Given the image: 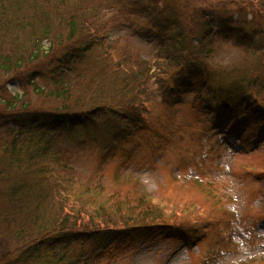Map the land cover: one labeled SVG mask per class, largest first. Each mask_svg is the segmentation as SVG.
Returning a JSON list of instances; mask_svg holds the SVG:
<instances>
[{
  "label": "trees",
  "instance_id": "16d2710c",
  "mask_svg": "<svg viewBox=\"0 0 264 264\" xmlns=\"http://www.w3.org/2000/svg\"><path fill=\"white\" fill-rule=\"evenodd\" d=\"M124 28L151 39L155 60L176 70L158 78L162 103L215 98L216 114L231 111L238 129L254 126L262 141L264 0H0V264H95L132 243L176 235L171 222L95 223L44 161L60 136L80 128L101 157L143 129L150 66L127 48L113 51L109 32ZM214 37L256 57L254 65L215 73L207 64ZM10 81L22 92L12 93ZM32 92L51 104L34 105Z\"/></svg>",
  "mask_w": 264,
  "mask_h": 264
},
{
  "label": "rangeland",
  "instance_id": "374dc122",
  "mask_svg": "<svg viewBox=\"0 0 264 264\" xmlns=\"http://www.w3.org/2000/svg\"><path fill=\"white\" fill-rule=\"evenodd\" d=\"M109 37L116 54L127 48L150 66L154 95L143 113V129L101 157L99 144L80 128L60 136L44 161L61 193L81 199L95 223L171 222L177 232L108 252L95 264H264V136L257 142L254 126L238 129L231 111L216 114L215 98L196 102L187 94L162 103L158 78L167 81L176 70L155 60L152 40L125 28ZM209 46L207 64L221 75L235 76L256 61L222 38L214 37ZM7 86L22 92L16 81ZM256 87L264 96V83ZM29 98L34 105L51 104L44 94L32 92Z\"/></svg>",
  "mask_w": 264,
  "mask_h": 264
}]
</instances>
